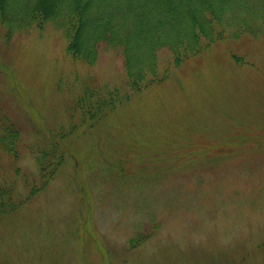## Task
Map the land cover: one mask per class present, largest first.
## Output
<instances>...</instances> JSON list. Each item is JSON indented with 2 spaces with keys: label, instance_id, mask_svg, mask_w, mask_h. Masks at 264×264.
<instances>
[{
  "label": "rangeland",
  "instance_id": "obj_1",
  "mask_svg": "<svg viewBox=\"0 0 264 264\" xmlns=\"http://www.w3.org/2000/svg\"><path fill=\"white\" fill-rule=\"evenodd\" d=\"M3 35L0 22V107L20 129L24 177L9 156L1 168L26 196L49 133L79 122L73 76L126 88L123 55L100 45L93 64L75 60L49 22ZM157 56L168 79L68 132L54 178L0 220V264H264V37L219 41L182 67Z\"/></svg>",
  "mask_w": 264,
  "mask_h": 264
},
{
  "label": "trees",
  "instance_id": "obj_2",
  "mask_svg": "<svg viewBox=\"0 0 264 264\" xmlns=\"http://www.w3.org/2000/svg\"><path fill=\"white\" fill-rule=\"evenodd\" d=\"M0 22L6 41L13 31L31 25L42 29L49 22L63 33L65 51L86 64L96 61L100 45L120 50L126 77V88H122L95 85L73 76L79 90L68 110L71 119L75 115L79 122L71 123L67 131L59 127L55 133L48 132L52 145L34 154L39 179L30 182L26 196H21L15 181L2 172V156L6 155L15 164L14 175L24 177L16 163L20 129L0 107L1 220L54 178L70 154L65 148L68 132L94 127L133 95L168 79L169 67L160 70L158 66L159 50L167 49L172 65L182 67L219 41L264 37V0H0ZM231 59L237 65L253 67L243 55L232 53ZM141 237L137 234L131 238V246L135 247Z\"/></svg>",
  "mask_w": 264,
  "mask_h": 264
}]
</instances>
